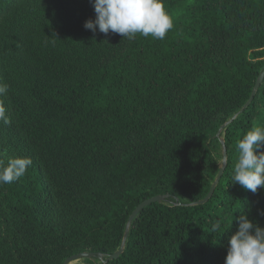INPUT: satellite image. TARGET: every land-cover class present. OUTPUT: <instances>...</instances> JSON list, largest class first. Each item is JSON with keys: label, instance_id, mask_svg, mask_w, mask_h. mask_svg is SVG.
Instances as JSON below:
<instances>
[{"label": "trees", "instance_id": "16d2710c", "mask_svg": "<svg viewBox=\"0 0 264 264\" xmlns=\"http://www.w3.org/2000/svg\"><path fill=\"white\" fill-rule=\"evenodd\" d=\"M164 5L163 40L123 39L85 29L90 0H0V168L31 161L0 183V264L121 247L107 264H225L240 215L264 227V189L232 179L237 142L264 127V79L239 114L264 71V0Z\"/></svg>", "mask_w": 264, "mask_h": 264}, {"label": "clouds", "instance_id": "9594fccd", "mask_svg": "<svg viewBox=\"0 0 264 264\" xmlns=\"http://www.w3.org/2000/svg\"><path fill=\"white\" fill-rule=\"evenodd\" d=\"M95 19H89L84 27L105 35L120 34L131 39L136 34L163 40L173 28L172 17L165 10L164 0H90ZM7 85H0V95L7 92ZM0 120L8 123L5 108L0 104ZM264 127L249 130L237 142V158L233 169V184L256 193L264 189ZM31 161L14 160L8 167L0 168V183L18 179ZM221 165V169H222ZM233 221V219H232ZM232 223V222H231ZM221 227L213 225L215 232ZM225 264H264V227L251 222L246 215L238 217L237 231L229 237Z\"/></svg>", "mask_w": 264, "mask_h": 264}, {"label": "water", "instance_id": "95a60500", "mask_svg": "<svg viewBox=\"0 0 264 264\" xmlns=\"http://www.w3.org/2000/svg\"><path fill=\"white\" fill-rule=\"evenodd\" d=\"M263 79H264V71L259 75L254 87H253V90H252V93H251V96L249 98V100L247 101V103L245 104V106L242 108V110L239 112V114L241 112L244 111V109H246L249 104L252 102V100L254 99L260 85L262 84L263 82ZM237 115H235L233 117V119L236 117ZM230 122V121H229ZM223 128V127H221ZM221 143L222 145H224V141L221 140ZM223 167L221 169V166L219 168V172H218V175L210 189V192L208 193V195L202 200V201H199V202H196V203H193L194 205H199V204H203L205 203L206 201L209 200V198L211 197L212 195V192L216 186V184L218 183V181L220 180L224 170H225V166H226V152H225V148L223 147V158H222V164H221ZM164 199L163 196H155V197H152L150 199H147L145 201H143L141 204H139L135 210L132 212V214L130 215L129 219H128V222H127V228H126V232H125V235H124V239H123V243L125 242L127 236H128V228L131 224V222L136 218V216L139 214V212L145 208L146 206L152 204V203H160L162 200ZM123 252V249L122 247L115 253H113L111 256H109L107 259L105 260H102L103 264H107L109 261L111 260H114V259H117L118 256ZM94 255L92 253H88V252H82V253H78V254H75V255H72V256H69L68 258H66L64 260V262L62 264H75L77 261H79L80 259H90L92 258Z\"/></svg>", "mask_w": 264, "mask_h": 264}, {"label": "rangeland", "instance_id": "374dc122", "mask_svg": "<svg viewBox=\"0 0 264 264\" xmlns=\"http://www.w3.org/2000/svg\"><path fill=\"white\" fill-rule=\"evenodd\" d=\"M178 13V12H177ZM175 13L174 17L177 15V19L179 20L182 16L180 14H177ZM79 263H82V264H86L88 263V261H86L85 259H80L79 261H77L75 264H79ZM94 263V262H93Z\"/></svg>", "mask_w": 264, "mask_h": 264}]
</instances>
